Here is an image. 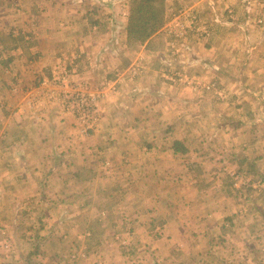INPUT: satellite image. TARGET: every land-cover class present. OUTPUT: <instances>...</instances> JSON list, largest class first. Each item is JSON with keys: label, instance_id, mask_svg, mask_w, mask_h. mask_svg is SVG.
Here are the masks:
<instances>
[{"label": "rangeland", "instance_id": "rangeland-1", "mask_svg": "<svg viewBox=\"0 0 264 264\" xmlns=\"http://www.w3.org/2000/svg\"><path fill=\"white\" fill-rule=\"evenodd\" d=\"M131 6L132 0H0V122L27 127L33 117L43 128L62 108V123L92 131L110 119L98 118V103L119 93L106 109L129 113L116 125L119 138L140 146L181 139L187 146L181 154L193 166L181 170L190 175L188 183L206 172L207 193L185 204L195 211L176 214L172 197L177 205L188 201L179 190L170 198L163 190L138 194L132 178H144L140 172L146 170L128 161L129 143L124 151L118 134L103 127L90 142V136L67 142L69 151L86 143L91 166L101 175L94 179L107 196L93 214L83 212L89 235L62 242V228L52 225L38 230L39 240L29 224L22 234L13 225L0 227V264H264V0H153V21L130 27ZM126 7L131 11L123 16ZM91 14L96 24H86L85 34L74 31L82 27L77 19ZM80 70L93 93L86 95L85 86L76 92L97 98L87 113L73 103L75 91L64 93V87L77 85ZM135 114L139 123L130 128ZM71 133L63 132L65 139ZM109 155L125 157L114 158L112 166ZM52 183L47 190L54 206L66 196L57 195L58 181ZM155 199L166 204L160 212ZM113 203L129 210L121 222L112 212L109 227L106 211ZM220 208L222 213L213 210ZM99 213L101 223H87ZM62 214L52 212L61 219ZM30 233L38 237L31 241ZM67 249L70 257L59 258ZM80 251L89 259L77 260Z\"/></svg>", "mask_w": 264, "mask_h": 264}, {"label": "crops", "instance_id": "crops-1", "mask_svg": "<svg viewBox=\"0 0 264 264\" xmlns=\"http://www.w3.org/2000/svg\"><path fill=\"white\" fill-rule=\"evenodd\" d=\"M129 10L131 11L129 7H126V10L122 12V15L126 16V14L129 13ZM78 21H81V30L77 28L74 29V31L79 34H85L86 28L88 27L86 24L93 26L96 24L92 14L91 17L87 16L86 19L83 17L81 19H77V23ZM93 28L94 27H92V29ZM14 31L15 30L13 29L12 32L14 33ZM66 68L68 69V67ZM78 76L80 80L77 81V85L70 87V90L64 87V93L82 90L83 92L86 91V95H92L93 91L89 87L90 82L87 79L85 71H78ZM62 77L63 76H61V78ZM112 79L117 80L116 76H112ZM81 86H85V91L81 88ZM98 86L100 85H97V87ZM97 87L95 90H97ZM99 89H101V87ZM103 90L104 88L101 89V91ZM113 94H115L114 97L112 96ZM113 94L110 95L112 97H107L98 103V118L104 120L105 117H108L110 118L109 121H104V123L100 122L103 124L96 123L94 125L95 128H93L92 131L87 130L84 132L85 128L83 126L81 127L79 124L76 128L71 127L67 121L62 123L64 118V110L62 108L60 113L58 112L56 115H53L52 112V123L47 122L46 126H43V128L39 127L40 124L38 125L34 122L32 119L33 117L30 118V123L27 127L24 126L23 123L21 125L20 122H18L19 124L17 125L12 124L9 122V119H4L3 122H0V227L6 228L13 225L12 228L19 230V233L22 234L25 232V225L29 224L28 227L35 230L37 235H40L39 237L37 235L31 236L30 233L29 235L31 241H33L35 237H38L39 240L40 237H43L42 232L38 231L41 227L44 228V230H47L48 228H51L52 225L62 228L60 229V233H57V237H61L62 242V237L65 239L69 236L70 239H72V242L77 243L78 239H83L89 235L88 233H85L86 222H83V212L88 211L92 213L93 211L100 209V203L95 205L96 202L101 200L102 196L106 198L107 196L104 188H101L100 181L94 179L95 177L99 179V176L101 175H99V172L96 174V171L94 172L91 166L92 163L88 158L89 152L86 151V143L85 145L83 143L80 145H73L72 149L69 151L67 142L70 140H73L72 142H76L74 138L81 141L85 139V136H90L87 140L90 142L92 133L97 132L98 129H104L103 127H105V131H109L110 134L113 133L114 135L116 132V134H118L116 135V138L122 136L121 132L118 133L116 125L120 124L122 117H127L129 113L123 112L125 114L122 116L121 112L119 113L116 111L107 114L106 109L108 108L109 103L114 102L115 99L118 100V96L121 97V94L119 93ZM106 103H108V105H106ZM120 105H122V103H120ZM0 115H3V113L0 112ZM113 116L114 118H112ZM130 116L133 117L134 120L138 117L136 114ZM142 117L144 118L145 114L144 116L142 115ZM96 121H98V119ZM138 123L139 121L135 120V123H132L130 128L135 127ZM25 125H27V123H25ZM66 131L72 132L70 134V138L65 139L66 136L63 132ZM133 132L135 131L132 130V133ZM48 134L52 135L49 137ZM57 134H60V138L57 137ZM232 134L234 135L233 131L230 132V135ZM51 138L56 139L53 141ZM118 141L124 146V151L126 149L125 145L129 143L127 150L130 152L131 157L130 159L127 157L128 161L132 164L138 162L139 165L146 170V172L142 175L140 172V176H144V178L139 179L137 178V175L132 178L133 183H131V187H133L138 194L151 197L154 195L156 196V194H161V191L163 190L164 195L168 196L167 198H170L172 197L173 192L179 190L182 193L179 197L187 195L186 197L188 201L184 198L182 203L177 205L175 202L176 198L174 199L172 197L173 201L171 203L173 204V212L176 214V212H180L182 209L187 211L196 210L195 207L190 208L189 206H185V204L191 203L192 199L207 193V191L204 190H207V186L204 183L206 182L207 173L203 172L201 175L192 176L195 179L188 183L190 175L187 174L188 172L184 174L181 169L187 167L188 170H192V161H188L190 157L186 158L184 154H181L183 152L185 153L187 150L182 149L183 151L179 150L180 152L175 151V149L187 147L181 139H175V137L170 138L167 142L168 144H164L163 140L160 139L158 144L147 143L146 145L142 143L141 146L140 144L138 145L137 141L125 140V138H119ZM245 143L246 142H243L241 144L240 150L243 152L247 151L248 148H246ZM142 146L143 148H141L139 156L138 150ZM59 148L61 149L59 150ZM103 149L104 148H100V150ZM197 156L200 157L201 153H198ZM124 157V155L121 157H118V155L116 157L109 155L107 159L111 158L110 160H113L115 158L116 161H118L119 158L124 159ZM181 158L184 159L181 160ZM115 159L111 163L112 166L115 164ZM103 160L105 161V159ZM104 161H102V165ZM90 173L92 175L91 178L88 177ZM180 175L183 176L181 177ZM131 176L132 174L130 177ZM185 176L187 179L183 178ZM54 180L58 181L59 185H61V187L57 190V195L62 196L63 194V196H66L65 199L62 198L60 200L59 205L55 204V207L48 199L49 196L47 190L48 187L53 184L52 182H54ZM170 181H172V184ZM165 188H167L166 192ZM219 193L220 186L218 188V193H214L213 191L214 197L220 196ZM217 200H222V198L220 197ZM146 201L149 200L146 199ZM166 202L168 203V200ZM156 203L159 205L158 212L161 210V205H166L165 203L157 200ZM109 205L110 206L107 208L108 211H106V222L109 224V227H111L114 225L109 223L112 212L116 213L113 217L121 222L122 219H126L123 215H125V212H127L129 208L122 207L118 203ZM145 209L149 211L147 206H145ZM53 210L56 212H63L62 215H64V218L61 219L57 215H52ZM213 210H216V213H222L223 211L222 208ZM72 212H75V214L78 215L75 219L73 218L74 214H72ZM101 212L104 213L105 211ZM117 212H120L121 214H118ZM100 213L98 214V220L93 219L92 222L89 220L87 223H101L103 219L100 218ZM216 213H213L212 216ZM32 215H34V218H31ZM126 216H128V213ZM24 219H28L29 223ZM137 219L139 220L140 218L137 217ZM165 220L166 218L164 217L161 222H165ZM73 229H76L77 232L73 231ZM22 238H24V235ZM69 250L70 249L63 250L64 253L62 256H59V258L63 257L68 259V257H70V254H68ZM20 253L22 252H19V254ZM87 254L88 253L86 251H80L76 255L78 258L77 260L80 258L81 260H86ZM34 257L37 258V256ZM38 258L40 259L39 255Z\"/></svg>", "mask_w": 264, "mask_h": 264}, {"label": "trees", "instance_id": "trees-1", "mask_svg": "<svg viewBox=\"0 0 264 264\" xmlns=\"http://www.w3.org/2000/svg\"><path fill=\"white\" fill-rule=\"evenodd\" d=\"M153 0H132V14H133V19H131L130 22V27L134 24V22L137 21H147L151 22L153 21V10H151L152 6L149 8L148 3ZM150 9V10H145V8ZM177 148V147H176ZM183 151L182 149H175L176 152Z\"/></svg>", "mask_w": 264, "mask_h": 264}, {"label": "built area", "instance_id": "built-area-1", "mask_svg": "<svg viewBox=\"0 0 264 264\" xmlns=\"http://www.w3.org/2000/svg\"><path fill=\"white\" fill-rule=\"evenodd\" d=\"M95 96H91L89 98H86V96L82 93L75 92L74 95L72 96L73 103L79 107L82 108V112L87 113V108H92L95 101H96ZM96 105V104H95Z\"/></svg>", "mask_w": 264, "mask_h": 264}]
</instances>
